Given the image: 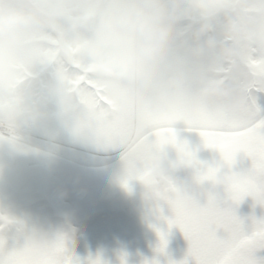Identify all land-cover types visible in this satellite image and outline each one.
I'll return each mask as SVG.
<instances>
[{"label":"clouds","instance_id":"1","mask_svg":"<svg viewBox=\"0 0 264 264\" xmlns=\"http://www.w3.org/2000/svg\"><path fill=\"white\" fill-rule=\"evenodd\" d=\"M262 23L255 0H0V98L16 101L10 113L0 110V138L50 121L76 125L82 73L148 120L189 104L238 112L246 78L239 51ZM22 95L33 102L22 107ZM170 149L153 146L131 166L155 209L157 193L174 188L201 209L226 198L236 178L229 166L220 160L181 175L189 164ZM58 238L33 226L20 251L31 264H54Z\"/></svg>","mask_w":264,"mask_h":264},{"label":"snow or ice","instance_id":"2","mask_svg":"<svg viewBox=\"0 0 264 264\" xmlns=\"http://www.w3.org/2000/svg\"><path fill=\"white\" fill-rule=\"evenodd\" d=\"M255 2L264 9V0ZM239 57L246 78L242 83L244 104L235 113L189 104L170 109L157 120H148L142 114L130 115L118 90L98 88L87 73L75 76V97L81 108L76 130L99 143L122 149L125 187L129 180L140 179L131 166L153 146H168L182 162L194 163L193 150L177 139V125L198 131L204 146L216 149L220 160L230 168L237 153L250 159L245 172L234 171L236 178L226 198L208 209L199 208L191 197L175 188L166 194L157 193L160 201L157 213L169 226L176 225L182 231L188 241L187 257L192 258L193 264H264V259L258 260L253 255L257 249L264 248V220L253 221L246 232L234 214V205L247 195L264 206V107L257 103L258 97H264V23L250 31ZM15 103L11 97L0 98V110L7 109L10 113ZM165 210L171 213L170 217L163 216ZM157 235L160 243L156 250L163 252L165 234L157 229ZM54 254V264H75L63 237L58 238ZM187 257L169 264H188ZM0 264L31 262L20 247L8 249L0 238ZM87 264H102V261L97 256ZM120 264H125L123 256ZM151 264L158 262L153 260Z\"/></svg>","mask_w":264,"mask_h":264},{"label":"rangeland","instance_id":"3","mask_svg":"<svg viewBox=\"0 0 264 264\" xmlns=\"http://www.w3.org/2000/svg\"><path fill=\"white\" fill-rule=\"evenodd\" d=\"M257 103L261 107H264V97H258ZM47 130V131H46ZM39 133H43L46 131L48 135L55 139L71 141L78 145L86 146V148L97 151L99 154V158H113L116 164L109 166V168H114L113 171L109 169V175H102V172L99 173L98 185L105 183V185H100L99 189L105 188L106 192H103V196H105L109 200L110 190L116 188L117 186H122V180L125 175V170L123 166L122 160V150L118 153L113 152L119 147L108 146L102 143H99L76 130V125H64L59 121H51L47 129L43 126H40ZM177 139L184 141L189 149L194 152V163L190 164L191 169H200L206 166H211L220 161V155L218 151L214 148L205 147L203 144V140L199 135V132L196 130H190L184 125H179V128L176 129ZM18 146H14L13 143L0 142V159L3 160L7 166L12 167L11 172L13 173L12 177L15 175L18 176V182L20 186L16 184V186L12 187L11 184L15 183L16 179L9 178L7 180L0 179V198H4L7 193L12 188H25L27 181L25 178H22L24 173V168L22 166V159L27 158L29 156V152L25 149ZM18 150V151H15ZM170 151L175 154L174 149H170ZM77 152V151H76ZM105 153L104 155H101ZM115 153V154H114ZM77 157L75 153H73ZM101 161V160H100ZM19 163V165L14 166L15 163ZM250 159L242 153H237L234 161L232 163L231 169L235 172H245L250 167ZM117 166V167H116ZM116 167V168H115ZM103 171V169H100ZM78 172H85V176L90 175L84 170H78ZM68 175H73L72 172H67ZM75 178H84L83 176L73 175ZM85 179V178H84ZM86 180V179H85ZM70 186L72 184L78 189H81L79 180H72ZM52 182V181H50ZM133 182L131 180L128 181V186H136V183L131 185ZM22 185V186H21ZM52 200L58 206L61 203H57V198L59 195H62L63 192H49ZM70 196L63 197V199L69 198L72 201L73 197H76L78 192H68ZM143 193V190H142ZM85 197L83 202H79V210L78 211H70L69 207L62 206V210H68L66 213L68 216H71V221L80 220L81 217L87 216L88 208L90 205H94V202L99 204H106L105 202H100V198L98 196V192H86L83 194ZM23 196H19L13 201L14 204L18 203V201L22 200ZM141 201L137 205L138 207L143 209V212H139L135 209L118 211L113 210L109 212L107 215H98L97 218H94L93 224H82L80 228L76 231V228L73 226H68L69 228L65 230L66 237L62 234V229L57 228L54 225L45 224L43 220L39 217L37 211H30L21 213V215L26 216L27 221L33 226L48 228L52 230L54 233L58 235V237L66 238H78V241L81 243V254L80 257H84V254L91 250L94 255L92 257H88L87 259H93L97 256L102 261V264H120V258L123 256V253H129L127 251L128 246L125 244L127 242H139L142 243V237L146 236L147 240H158L155 244L153 241L149 242L145 247V251L141 252L142 257L136 258V255L132 258L134 262H140L143 264L144 261H148L149 264L153 260L157 261L158 264H169V262H179L184 260L187 257L188 250V241L182 231L176 226H169L166 219L162 218L155 209L154 206L148 201L145 200L144 195L141 196ZM10 202V201H8ZM75 202V201H73ZM63 203V202H62ZM64 205V204H63ZM97 205L93 206L96 207ZM83 211V212H81ZM64 212V211H63ZM234 214L240 219L243 226L245 227L246 232L250 230V225L253 221L264 220V206H262L258 201H256L252 196L247 195L244 196L237 204L234 205ZM37 216V217H35ZM163 216L170 217L171 213L167 210L163 212ZM35 217V218H34ZM83 218V219H84ZM111 218V219H109ZM96 219V220H95ZM87 221L88 219H84ZM157 229L160 232L165 234L166 244L164 246L163 252L157 251V247L159 246V237L157 235ZM5 244L8 242L5 238H3ZM9 241V240H8ZM72 240H65L67 250L70 251V254L74 259L80 258L75 257L74 248L69 246ZM144 242V241H143ZM133 244L130 246L132 247ZM127 246V247H126ZM123 249V251H122ZM253 255L258 259H264V248L257 249ZM125 264H129L131 258L127 259L123 256ZM86 260L85 262H88ZM188 264H193L192 258L187 257ZM84 263V261H83ZM87 264V263H86Z\"/></svg>","mask_w":264,"mask_h":264},{"label":"flooded vegetation","instance_id":"4","mask_svg":"<svg viewBox=\"0 0 264 264\" xmlns=\"http://www.w3.org/2000/svg\"><path fill=\"white\" fill-rule=\"evenodd\" d=\"M20 104L22 107H27V102H21ZM50 122L45 123L42 126L47 129ZM39 128L40 126H31L32 133L45 139L53 138L46 133L47 130L43 133H39ZM53 139L57 143L55 148L59 150V154H57L58 156L52 155L50 149L43 145L42 141H38L31 146H25L17 139L0 138V142L13 143L14 146L25 148L29 152V156L21 160L25 173L22 178H25L27 181L26 187L12 188L5 196V199L0 198V238L6 239L8 242L6 247L8 249L20 247L23 243V231L32 227L30 222L27 221L26 216L21 215V213L24 212L37 211L39 217L45 224H52L54 226L61 225L65 228L73 226L77 231L82 224H90L92 221L94 222V218H97L98 215H107L115 209L120 212L125 210L128 211L130 208L139 212H143L145 209L144 207L141 209L138 207L139 205H137L142 198V195L139 192H142L143 190L137 180H131L133 182L131 185L136 183V186L125 187L122 184V186H118L116 189L135 188V190H137V196L134 199H128L125 201V199H114L110 196L109 200H106L107 198L103 196V192H106V189H99V186H104L105 183L102 182V184L98 185V180H101L99 178V173L106 172L102 173V175H109L110 173L107 171L109 169H111L110 171H113L114 168H109L108 165L113 164L115 160L112 162V159L115 157L99 158L97 151L88 149L86 146L78 145L71 141L68 142L65 140ZM73 153H75L77 157L73 155ZM104 154L105 153H102L101 155ZM16 165L18 166L19 163L16 162L14 166ZM80 169L86 171L90 177L85 176V172H78ZM100 169H103V171ZM11 170L12 167L7 166L6 163L0 159V179H3L4 181L9 178L16 179L15 183L11 184V186L15 187L16 184L20 186V183L17 180L18 176L15 175V177H12L13 173ZM67 172H72L73 175L83 176L86 180L82 177L75 178L73 175H68ZM79 179H81V189L76 188L74 184H72V187L70 186L71 182H73L72 180ZM114 190L115 189H111L110 192H113ZM49 192H63V194L59 195L57 198V203H61L60 205L57 206L54 203ZM68 192L78 193L74 195L76 197H73L71 201L69 198L66 200L63 199L65 196H70ZM86 192H98L100 202H107L104 205H97V202H94V205H90L88 208L89 213H87L85 218L81 217L80 220H74L72 222L71 216L66 214L69 211L62 210V206L69 207L70 211H78V203L84 201L83 197L85 196L83 194ZM20 195L23 196L22 200L14 204L13 201H15ZM95 205L97 206L93 207ZM83 218L88 220L85 221ZM93 222L91 224H93ZM65 240L73 241L70 243L67 242V244H69L72 249L74 248V256L80 257L81 254L79 252L81 251V243L78 241V238H66ZM141 242L142 243L132 241L125 243L128 246L127 251H129V253L124 252L123 256L127 259L131 258L129 264H141L140 262H134L132 260L135 255L136 258L142 257L141 252H144L145 247H147L146 236L142 237ZM131 244H133L132 247L130 246ZM68 252L75 264H84V260H88V257L94 255L91 250H88L84 254V257L82 256L74 259L69 250Z\"/></svg>","mask_w":264,"mask_h":264},{"label":"water","instance_id":"5","mask_svg":"<svg viewBox=\"0 0 264 264\" xmlns=\"http://www.w3.org/2000/svg\"><path fill=\"white\" fill-rule=\"evenodd\" d=\"M128 193H131V192H129V191L128 192H126V191H123L122 192V194H128Z\"/></svg>","mask_w":264,"mask_h":264}]
</instances>
